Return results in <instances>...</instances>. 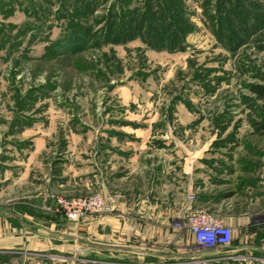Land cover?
Instances as JSON below:
<instances>
[{
    "label": "rangeland",
    "instance_id": "obj_1",
    "mask_svg": "<svg viewBox=\"0 0 264 264\" xmlns=\"http://www.w3.org/2000/svg\"><path fill=\"white\" fill-rule=\"evenodd\" d=\"M100 191L130 229L102 240L155 253L59 205ZM0 211L37 236L0 264H264V0H0Z\"/></svg>",
    "mask_w": 264,
    "mask_h": 264
},
{
    "label": "crops",
    "instance_id": "obj_2",
    "mask_svg": "<svg viewBox=\"0 0 264 264\" xmlns=\"http://www.w3.org/2000/svg\"><path fill=\"white\" fill-rule=\"evenodd\" d=\"M101 192V191H100ZM114 208L113 213L112 212H106L104 214H99L96 217L93 218H89L86 217L85 219L87 220V222L84 224L82 231H85L87 233L93 232L96 233L97 236H100V240L97 243H94V246H97V249L99 250H121V251H132L133 253H137L140 255H144L146 254H150L152 253L155 248H153L152 246L146 247L145 246H140V245H125L122 244L116 240H112V242H104L102 240V238H105V236H110V238L116 236V238H119L118 236H124V235H128V231H130L129 229V222L126 221H122L121 220V216L118 214V212L120 211V204L116 203L114 204ZM111 210V211H112ZM0 214L2 215H7L5 212L0 211ZM11 216L15 215L17 217H19V219L22 217V214H20L19 212H14L9 214ZM27 216V215H26ZM28 217V216H27ZM32 219V218H31ZM32 221V220H31ZM19 226H14L12 227V232L13 234H9L10 230L9 225L5 224H0V249H10V248H14L15 246H19L27 243L26 246L28 247H34L36 246V241H37V236L36 235H30L28 238L25 239V241H23V237H22V227L21 224L18 222ZM36 223L34 222H30L29 223V228H25V231L27 232V230H29V232L31 233V228L35 227ZM232 225V224H230ZM68 228V226H67ZM131 231H133L135 234L139 232V229L135 226V227H131ZM45 229L47 231H51L53 232V230H51V228L49 227H45ZM34 232V231H33ZM59 232V231H57ZM59 234H61L62 236H69L67 234H65L63 231H60ZM141 235V234H140ZM240 247V246H239ZM31 249V248H30ZM32 250V249H31ZM155 253V252H153ZM159 253V252H158ZM159 257H167V258H172V260H178L183 258V255L181 256V251H177V252H173V254H158ZM140 257V256H138ZM185 258H188V255L184 256ZM169 260V259H168Z\"/></svg>",
    "mask_w": 264,
    "mask_h": 264
},
{
    "label": "built area",
    "instance_id": "obj_3",
    "mask_svg": "<svg viewBox=\"0 0 264 264\" xmlns=\"http://www.w3.org/2000/svg\"><path fill=\"white\" fill-rule=\"evenodd\" d=\"M114 204L113 196L103 192L75 197L69 200H59V205L64 215L72 221H78L90 215L111 211L115 206ZM188 226L198 247L211 250L226 248L232 245L233 229L217 217L206 213H198L188 219ZM174 264H183V262H176Z\"/></svg>",
    "mask_w": 264,
    "mask_h": 264
}]
</instances>
